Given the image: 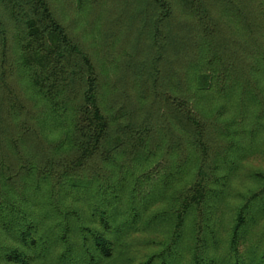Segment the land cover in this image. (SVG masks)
Here are the masks:
<instances>
[{
	"label": "trees",
	"instance_id": "16d2710c",
	"mask_svg": "<svg viewBox=\"0 0 264 264\" xmlns=\"http://www.w3.org/2000/svg\"><path fill=\"white\" fill-rule=\"evenodd\" d=\"M58 1L0 0V264H264V0Z\"/></svg>",
	"mask_w": 264,
	"mask_h": 264
},
{
	"label": "rangeland",
	"instance_id": "374dc122",
	"mask_svg": "<svg viewBox=\"0 0 264 264\" xmlns=\"http://www.w3.org/2000/svg\"><path fill=\"white\" fill-rule=\"evenodd\" d=\"M56 6H57L58 11L60 10L61 12H63L65 14L66 19H68V17H70V15H72V16L77 15L76 4H74V5L72 4V6H71V5L66 3V0H59L57 2ZM98 24H100V23H98ZM96 26H98L97 23H96ZM101 27H102V22H101ZM257 168H264V159H261L260 157L259 158L253 157V158H251L249 160H245L243 162V169L244 170L257 169ZM240 188H242V181L240 179L236 178L233 181L232 189H233V191H235L237 189L240 190ZM259 225H257L256 227L258 228ZM260 226H264V224H261ZM257 228H256V230H257Z\"/></svg>",
	"mask_w": 264,
	"mask_h": 264
}]
</instances>
